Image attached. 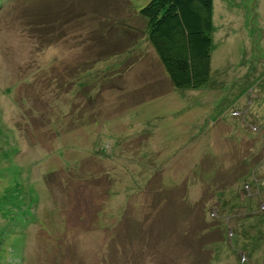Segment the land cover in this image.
<instances>
[{
    "label": "rangeland",
    "instance_id": "rangeland-1",
    "mask_svg": "<svg viewBox=\"0 0 264 264\" xmlns=\"http://www.w3.org/2000/svg\"><path fill=\"white\" fill-rule=\"evenodd\" d=\"M147 1L81 4L96 14L90 27L111 25L102 43L117 46L127 36H114L118 20L129 14L142 27L127 4ZM8 2L0 0V264H264V234L259 254L251 235L241 237L252 227L264 233V0H214L210 79L185 91L161 77L155 84L141 42L145 55L126 61L127 81L106 83V59L81 88L76 65L101 48L82 40L87 22L82 30L67 22L64 36L58 25L61 42L46 47L23 23L20 0ZM60 4L77 9L79 0ZM109 47L100 56L111 58ZM94 93L101 111L123 108L99 113L106 126L90 123Z\"/></svg>",
    "mask_w": 264,
    "mask_h": 264
},
{
    "label": "trees",
    "instance_id": "trees-1",
    "mask_svg": "<svg viewBox=\"0 0 264 264\" xmlns=\"http://www.w3.org/2000/svg\"><path fill=\"white\" fill-rule=\"evenodd\" d=\"M12 1L14 0H9L8 4H11ZM87 1L88 0H79L77 9L73 8L74 6H62L60 3H63L64 0H20L18 5L21 8V18L26 28H29L30 30L37 29L38 32L43 33L44 38L40 36L39 37L46 47L51 45L52 43L61 42V36L57 33L58 25H62L64 36V34L66 33L65 24L67 22L74 21L75 19L77 21H80L81 30L83 29V23L85 24L87 22V24H85L86 27H84L85 31L83 33L82 31H80V34L82 33V40L85 38L84 42L94 40V46H101V48L99 49L104 48V44L106 46H110L108 50L112 49L110 50V53H113L111 58L100 56L101 53L98 49V57L96 56L95 60L92 59L89 64V60H87L88 62H85L84 64L85 68L83 66L84 62H81V65H78L79 63L76 65V67H80V70L78 71L75 69V74L81 73L80 76L76 75V82H78L80 79L81 88H85L89 85V83H91L90 70L94 69L93 65L102 62L103 60L106 61V59L107 61L113 62V67L107 68L103 72L106 83L111 84L113 82L112 80H116V78H118L119 84L121 83V79L127 81L128 77H130L131 75H124V73H126L125 69L129 68L128 66H126V63L128 62V65L131 64L133 62V58H138L140 56L143 58V56L145 55V46H148V49L151 51L154 58L155 66L152 68L154 69L153 72L156 74L154 75L153 79L155 80L156 85H159L158 77H161V79L164 81V86L165 81H168L170 85L177 90H194L207 84L208 80L210 79L211 73L212 35L214 32L215 10L214 0H148L142 7L139 8V10L133 8L132 4H127V10L138 20L139 23H141L142 27L139 28L140 30H137L136 26L133 25L129 14L128 16L126 15L124 18L118 20L117 24H120L124 27H117V31L113 32L114 36L118 35V37H122L123 34H126L127 36L125 43L118 44L117 46H114L112 44V41L111 45L108 44L107 41L103 44L99 39H106L105 34L108 35L112 32L111 25L104 28H102V25L100 24L98 25V27H90V25L92 24H97L95 23L97 19L95 18L96 14H94L90 8L88 9L85 3L81 4ZM23 3H25V8L23 7ZM2 10L0 11V14ZM32 10L34 11L36 18L38 19V22L36 24H32V21L30 22L28 19V17H32ZM127 10L126 12H128ZM100 30L101 34L97 38L96 35ZM118 37H116L117 40ZM140 42L142 43V45H145L143 46V50H139L136 48L139 47ZM79 44L81 45V43ZM127 51L128 55L124 57ZM122 53H125L123 57ZM116 55H118L119 57L117 60H115ZM84 70L88 72L84 74ZM108 75L109 77L106 78ZM111 87H113L112 84ZM8 91L10 92V90ZM96 92L99 93V91ZM89 96L90 99L88 100L91 110L96 106V108H98V110H92L93 112L90 111L92 114H90V123L93 127H97V125H100L101 122H104V120H106V118L102 116L98 118L99 113H101V115L107 114L108 117L109 115L113 114L114 111L123 110V108L116 107L112 108L111 111L109 109L101 111L103 108V103L100 105V107H98V95H95L94 93ZM107 96L111 97V88L110 91H107ZM92 103L95 106L91 105ZM85 108L86 107L81 110L80 114L83 113ZM83 124V129H86L85 126H88V124L85 121H83ZM106 125L107 123H105V126ZM73 140H75L76 142H80L79 137ZM91 150H94V147L91 148ZM165 167L166 166L161 167L163 169V172ZM168 177L169 176L162 175V179L164 180H167ZM168 184L170 183L168 182ZM168 184H165V188ZM175 185L176 182L173 184V186ZM214 187L216 186L214 185ZM217 188L221 189L223 187L221 186ZM249 190V185L245 184L244 192L247 193ZM228 191H231V189L229 187H226L220 193ZM228 200H233L232 202L235 201L237 203V211L238 208L241 209L239 204L240 197H237V195L234 194L232 195V198H229ZM262 206L261 209L263 210L264 206ZM212 212L215 213L216 217L218 213L216 207H212L209 213L211 214ZM172 218L169 220H172ZM209 221L210 220L206 218L204 214L201 215V223H208ZM167 222H169L168 219ZM172 224L176 227L175 222L173 223L172 221ZM174 231L175 230L171 231L170 233L172 234ZM263 234V232H260L255 227H252L249 230L243 229L241 237L244 238V236L246 235H251L253 240L249 241L248 244L250 245V249L254 252L263 247L264 242L262 244L261 238ZM212 235L213 233L206 234L205 238L208 240L205 241H215V236H213L212 238ZM228 236L230 237V239L232 238L231 244L233 246V240L237 239H235L234 229L228 230ZM238 239L240 240V238ZM223 240H225V235L223 236ZM254 243L256 246L254 245ZM226 248L227 244L222 249L226 250ZM242 248L243 246H241L240 249ZM259 252L260 250L258 251V254ZM263 254L264 252L262 253V255ZM210 257L211 254L210 256L208 255V260L210 259ZM241 257L242 261L246 260V262H249L248 258L243 253H241ZM230 261L232 264L242 263L241 261L238 262L234 260H229L228 262L230 263Z\"/></svg>",
    "mask_w": 264,
    "mask_h": 264
}]
</instances>
